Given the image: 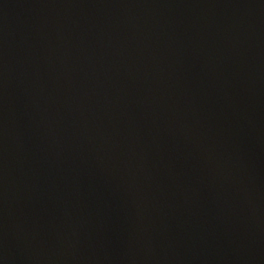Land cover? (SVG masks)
I'll return each instance as SVG.
<instances>
[{
    "label": "water",
    "instance_id": "95a60500",
    "mask_svg": "<svg viewBox=\"0 0 264 264\" xmlns=\"http://www.w3.org/2000/svg\"><path fill=\"white\" fill-rule=\"evenodd\" d=\"M0 264H264V0H0Z\"/></svg>",
    "mask_w": 264,
    "mask_h": 264
}]
</instances>
